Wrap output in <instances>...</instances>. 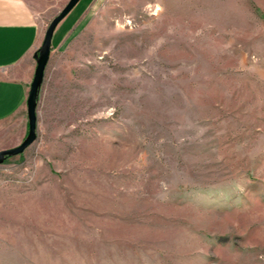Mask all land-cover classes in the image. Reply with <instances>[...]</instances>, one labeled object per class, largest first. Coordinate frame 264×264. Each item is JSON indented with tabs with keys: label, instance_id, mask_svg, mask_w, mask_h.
<instances>
[{
	"label": "rangeland",
	"instance_id": "rangeland-1",
	"mask_svg": "<svg viewBox=\"0 0 264 264\" xmlns=\"http://www.w3.org/2000/svg\"><path fill=\"white\" fill-rule=\"evenodd\" d=\"M15 1L43 42L69 0ZM63 37L0 264H264V0H88Z\"/></svg>",
	"mask_w": 264,
	"mask_h": 264
},
{
	"label": "crops",
	"instance_id": "crops-1",
	"mask_svg": "<svg viewBox=\"0 0 264 264\" xmlns=\"http://www.w3.org/2000/svg\"><path fill=\"white\" fill-rule=\"evenodd\" d=\"M87 1H79L60 21L52 47L63 40L67 27L78 19ZM15 2L27 9L17 11L14 0H0V150L17 146L25 135L27 97L36 68L34 55L42 42V28L31 3Z\"/></svg>",
	"mask_w": 264,
	"mask_h": 264
},
{
	"label": "water",
	"instance_id": "water-1",
	"mask_svg": "<svg viewBox=\"0 0 264 264\" xmlns=\"http://www.w3.org/2000/svg\"><path fill=\"white\" fill-rule=\"evenodd\" d=\"M80 0H69L60 13L53 18L45 31L41 46L35 52L36 68L27 97L28 133L23 141L8 149L0 150V163L8 156L22 153L37 138L38 96L42 87L46 67L52 50V38L54 31L60 21L77 5Z\"/></svg>",
	"mask_w": 264,
	"mask_h": 264
}]
</instances>
